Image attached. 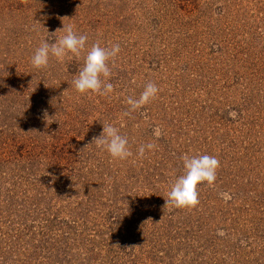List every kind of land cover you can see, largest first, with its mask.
Returning <instances> with one entry per match:
<instances>
[{"label":"rangeland","instance_id":"rangeland-1","mask_svg":"<svg viewBox=\"0 0 264 264\" xmlns=\"http://www.w3.org/2000/svg\"><path fill=\"white\" fill-rule=\"evenodd\" d=\"M63 24L120 44L110 96L72 87L87 48L32 66ZM106 123L132 156L91 143ZM184 154L217 179L165 207ZM0 264H264V0H0Z\"/></svg>","mask_w":264,"mask_h":264},{"label":"clouds","instance_id":"clouds-1","mask_svg":"<svg viewBox=\"0 0 264 264\" xmlns=\"http://www.w3.org/2000/svg\"><path fill=\"white\" fill-rule=\"evenodd\" d=\"M57 31L62 32L63 35L55 38ZM49 36L54 37L55 42L50 43L47 39L42 40L31 57L30 62L36 69L47 68L50 57H54L57 61H63L69 53L77 58L81 57L89 40L88 35L78 34L71 24L67 26L63 24L62 29H57L55 33L49 34ZM120 51L121 47L118 42L112 43L110 46H102L99 41L93 43L90 48H87L86 55L83 58V66L78 70V74L74 76L72 87L80 94L91 92L104 97L110 96L114 92V85L110 82L112 76L110 63L114 62ZM159 91L158 85L149 81L145 84L139 97L129 96L127 98L128 110L123 115L131 116L133 112L142 109L157 98ZM236 116L237 113L234 110L229 111L231 119H235ZM47 117L45 112L44 118ZM153 131L156 137L161 135L158 127ZM91 143L106 151L113 159L124 160L133 155L129 147L128 137L121 135L119 128L110 123L103 124L102 132L99 136H94ZM156 147L157 145L154 143L141 144L137 149V156L143 158L146 151L155 150ZM181 160L184 174L180 175L171 185L167 193L168 198L165 199V207H195L199 204L198 185L206 182L211 186L217 179L220 161L216 156L184 154ZM49 175L52 174L49 173ZM55 179L56 177L52 176V182ZM218 234L223 235V232L221 231Z\"/></svg>","mask_w":264,"mask_h":264},{"label":"trees","instance_id":"trees-1","mask_svg":"<svg viewBox=\"0 0 264 264\" xmlns=\"http://www.w3.org/2000/svg\"><path fill=\"white\" fill-rule=\"evenodd\" d=\"M35 206H38V205L35 204ZM224 251H226V250H224ZM227 253H228V252H227Z\"/></svg>","mask_w":264,"mask_h":264}]
</instances>
